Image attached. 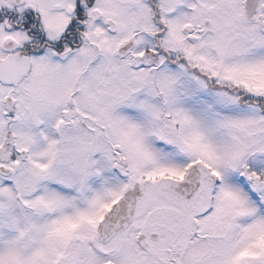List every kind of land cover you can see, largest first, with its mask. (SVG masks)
<instances>
[{"label":"snow or ice","instance_id":"snow-or-ice-1","mask_svg":"<svg viewBox=\"0 0 264 264\" xmlns=\"http://www.w3.org/2000/svg\"><path fill=\"white\" fill-rule=\"evenodd\" d=\"M0 264H264V0H0Z\"/></svg>","mask_w":264,"mask_h":264}]
</instances>
